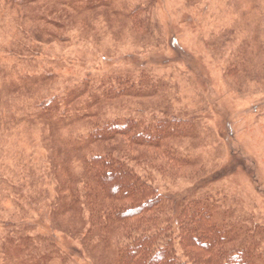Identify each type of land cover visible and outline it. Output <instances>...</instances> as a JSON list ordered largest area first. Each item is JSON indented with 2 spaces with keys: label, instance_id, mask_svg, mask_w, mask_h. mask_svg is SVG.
I'll list each match as a JSON object with an SVG mask.
<instances>
[{
  "label": "rangeland",
  "instance_id": "rangeland-1",
  "mask_svg": "<svg viewBox=\"0 0 264 264\" xmlns=\"http://www.w3.org/2000/svg\"><path fill=\"white\" fill-rule=\"evenodd\" d=\"M126 120L193 125L162 144L181 167H129L171 214L211 195L228 249L264 264V0H0V264H120L123 230L91 227L83 173L92 147L127 162L89 136Z\"/></svg>",
  "mask_w": 264,
  "mask_h": 264
},
{
  "label": "trees",
  "instance_id": "trees-1",
  "mask_svg": "<svg viewBox=\"0 0 264 264\" xmlns=\"http://www.w3.org/2000/svg\"><path fill=\"white\" fill-rule=\"evenodd\" d=\"M7 1L15 3V0ZM23 1L21 0L22 4ZM109 79L121 81L118 82L121 86L131 85L129 79L123 80L113 75L109 76ZM143 79L152 81L147 75H144ZM123 92L124 90L110 85L105 89V98L110 99ZM57 100L55 96L49 98L42 109L52 110ZM185 126L187 130L193 128L191 123H185ZM186 129L171 130L167 123L145 125L142 121L126 120L123 123H104L89 133L91 144L109 147L111 143H115L122 149L120 154L127 159L126 162L111 155L98 154L92 147L90 158L84 162L83 173L91 227L100 229L101 232L115 227L123 230L120 264L253 262L258 249H228L226 243L229 240V232L212 220L215 206L211 195L205 194L183 201L178 212L171 214L173 201L159 193L151 173L141 177L129 167L128 164L133 163L148 172L149 167L152 169L156 166L154 159H159L160 156L167 164L162 166L164 170L170 166L173 172V169L181 167L185 162L174 152L164 150L162 144L169 135L182 137ZM138 148L152 150L154 155L148 159L132 158L131 154ZM96 194L99 195V200ZM252 233L264 234V227L256 226ZM178 252L182 253L185 260L180 259Z\"/></svg>",
  "mask_w": 264,
  "mask_h": 264
}]
</instances>
